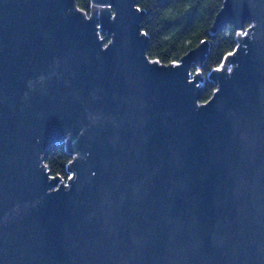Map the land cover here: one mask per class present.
<instances>
[{"label":"water","instance_id":"1","mask_svg":"<svg viewBox=\"0 0 264 264\" xmlns=\"http://www.w3.org/2000/svg\"><path fill=\"white\" fill-rule=\"evenodd\" d=\"M91 1L0 0V264H264V0H223L201 102L207 40L160 63L136 0Z\"/></svg>","mask_w":264,"mask_h":264},{"label":"trees","instance_id":"2","mask_svg":"<svg viewBox=\"0 0 264 264\" xmlns=\"http://www.w3.org/2000/svg\"><path fill=\"white\" fill-rule=\"evenodd\" d=\"M144 11L141 29L148 36L146 55L150 59L168 64L178 62L180 57L202 40L209 43L208 52L200 66L204 75L203 89L199 101L207 100L216 87L213 80L206 77L210 70L220 65L225 55L237 43V29L231 21L219 30L213 31L212 25L223 0H136ZM91 0H76V4L87 14L91 10ZM250 21H247V25ZM103 34V33H102ZM104 35V34H103ZM109 37L106 39V41ZM197 69L192 66L191 72ZM72 154L65 144L51 145L44 157L43 165L50 174H58L67 179V164Z\"/></svg>","mask_w":264,"mask_h":264},{"label":"rangeland","instance_id":"3","mask_svg":"<svg viewBox=\"0 0 264 264\" xmlns=\"http://www.w3.org/2000/svg\"><path fill=\"white\" fill-rule=\"evenodd\" d=\"M98 13V12H97ZM86 16H88V15H86ZM250 23H248L247 25H249ZM247 25H245V28H246V26ZM242 32H244V31H242ZM104 34V33H103ZM101 32H100V37L102 36V37H104V35H103ZM195 71V70H194ZM194 71L193 72H191L192 74L194 73ZM199 101V100H198ZM199 102H201V101H199ZM63 182L64 183H66L67 181H66V179H63Z\"/></svg>","mask_w":264,"mask_h":264},{"label":"built area","instance_id":"4","mask_svg":"<svg viewBox=\"0 0 264 264\" xmlns=\"http://www.w3.org/2000/svg\"><path fill=\"white\" fill-rule=\"evenodd\" d=\"M70 175H71V173L69 172V176H70ZM69 176H68V178H69ZM68 178H67V179H68ZM67 179H66V181H67Z\"/></svg>","mask_w":264,"mask_h":264}]
</instances>
